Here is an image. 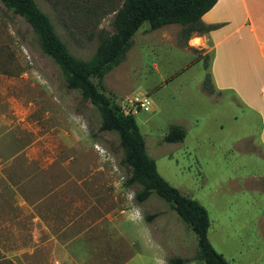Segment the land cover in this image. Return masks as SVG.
<instances>
[{"label":"rangeland","instance_id":"obj_1","mask_svg":"<svg viewBox=\"0 0 264 264\" xmlns=\"http://www.w3.org/2000/svg\"><path fill=\"white\" fill-rule=\"evenodd\" d=\"M36 2L70 51L89 60L115 31L122 0ZM156 30L145 22L135 33L124 60L103 79L106 93L125 111L137 110L159 173L206 207L216 250L230 264H264V117L242 100L264 104V70L256 69L252 94L243 90L245 73L234 76L242 96L206 93L212 55L193 44L202 34L181 24ZM134 96L147 97L151 109L128 105ZM101 122L99 108L66 86L31 25L0 0V264H98L96 254L76 256L65 228L72 237L106 214L137 221L127 224L143 253L134 264H164L154 260L161 254L169 264H204L195 233L169 202L155 192L136 199L143 185L127 183L132 169L122 163L120 136L100 130ZM173 126L185 130L181 142L165 141ZM138 226L159 236L161 248L148 246ZM115 242L107 257L118 264L128 251Z\"/></svg>","mask_w":264,"mask_h":264},{"label":"trees","instance_id":"obj_2","mask_svg":"<svg viewBox=\"0 0 264 264\" xmlns=\"http://www.w3.org/2000/svg\"><path fill=\"white\" fill-rule=\"evenodd\" d=\"M218 0H122L115 9V31L104 37L95 54L84 60L75 56L57 33L50 16L44 12L36 0H1L7 9L20 15L38 34L43 51L59 64L65 74L66 86L77 89L85 101L97 106L102 115L100 130L116 131L123 149L122 163L132 170L128 184L140 183L143 189L136 193L139 202L146 200L151 193L170 203L181 219L195 233L198 243L196 259L204 264H230L218 252L208 237L210 216L206 207L198 200L184 194L171 185L158 171L156 161L149 156L146 142L135 114L126 113L122 105L106 93L103 83L105 75L125 58L132 45L133 36L148 22L155 30L164 25L178 23L188 34L196 31H209L213 25L202 21V16ZM98 81L95 82L94 79ZM208 93L217 92L210 73L203 82ZM186 132L173 126L165 136L166 142H181ZM181 258L170 260V264L182 262Z\"/></svg>","mask_w":264,"mask_h":264},{"label":"crops","instance_id":"obj_3","mask_svg":"<svg viewBox=\"0 0 264 264\" xmlns=\"http://www.w3.org/2000/svg\"><path fill=\"white\" fill-rule=\"evenodd\" d=\"M202 21L215 27L209 31H198L202 37H199V41H194L193 44L199 45L196 46V49L212 55L208 69L211 72L212 83L216 91L222 93L224 90H230L234 95L236 93L242 96V92L238 89L240 86L242 87V84L238 83L240 86L237 85V81H235L237 77L234 76L245 73L248 89L243 90L252 94L250 83L257 76L256 69L264 70V0H218L202 16ZM177 24H167L156 31L159 29L165 31L168 27ZM248 79L250 80L248 81ZM260 89L264 91V76ZM242 100L247 107L257 109L264 117L263 103L257 107L246 99L242 98ZM80 220L83 221L81 216L74 218L75 222ZM135 221L134 217L129 214L122 216L106 214L91 221L90 227L76 228L72 237H68L72 235V231L69 230V226L66 227L67 238L65 240L70 239L71 242L74 240L76 256L88 253L98 255L100 257L98 264H115L114 258L109 261L107 256L116 253L115 241L120 240L123 245L126 243L125 250L128 251V256L118 264H134L133 261L137 257H142L143 254L142 250H135L139 238L135 239L134 236L131 239L127 228V224L136 223L137 221ZM119 224L122 225L119 226ZM139 227L137 228L139 237H142L148 246L161 248L159 236L157 237L151 232L148 234L144 227ZM69 232L70 235H67ZM64 244L66 245V243ZM104 255L105 257H102ZM154 260L169 264L163 254L160 257L156 255ZM75 263L79 264V262Z\"/></svg>","mask_w":264,"mask_h":264},{"label":"built area","instance_id":"obj_4","mask_svg":"<svg viewBox=\"0 0 264 264\" xmlns=\"http://www.w3.org/2000/svg\"><path fill=\"white\" fill-rule=\"evenodd\" d=\"M128 105H136V107L140 108V109H144L145 111H149L151 108V103L150 100L147 97L141 98L139 96H134L132 98H130L127 102ZM126 113H137L136 111H125Z\"/></svg>","mask_w":264,"mask_h":264}]
</instances>
